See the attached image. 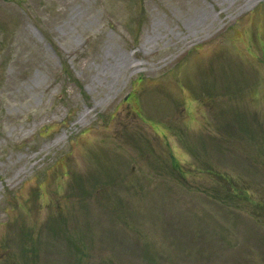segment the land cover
I'll list each match as a JSON object with an SVG mask.
<instances>
[{
	"label": "rangeland",
	"instance_id": "1",
	"mask_svg": "<svg viewBox=\"0 0 264 264\" xmlns=\"http://www.w3.org/2000/svg\"><path fill=\"white\" fill-rule=\"evenodd\" d=\"M0 264H264V0H0Z\"/></svg>",
	"mask_w": 264,
	"mask_h": 264
},
{
	"label": "bare ground",
	"instance_id": "2",
	"mask_svg": "<svg viewBox=\"0 0 264 264\" xmlns=\"http://www.w3.org/2000/svg\"><path fill=\"white\" fill-rule=\"evenodd\" d=\"M134 65L131 61H129L128 59H123L122 60V72H128V71H132L134 69ZM119 71H120V67H119Z\"/></svg>",
	"mask_w": 264,
	"mask_h": 264
}]
</instances>
